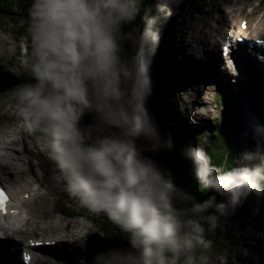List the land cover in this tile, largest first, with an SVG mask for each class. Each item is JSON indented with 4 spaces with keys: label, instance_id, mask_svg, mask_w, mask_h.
Segmentation results:
<instances>
[{
    "label": "clouds",
    "instance_id": "clouds-1",
    "mask_svg": "<svg viewBox=\"0 0 264 264\" xmlns=\"http://www.w3.org/2000/svg\"><path fill=\"white\" fill-rule=\"evenodd\" d=\"M182 3L31 0L28 8L26 78L6 102L38 135L67 194L118 229L117 243L88 264H208L202 249L218 219L249 197L264 200V126L230 168L201 144L177 149L209 191L203 200L154 158L173 141L149 107L152 63Z\"/></svg>",
    "mask_w": 264,
    "mask_h": 264
},
{
    "label": "rangeland",
    "instance_id": "rangeland-1",
    "mask_svg": "<svg viewBox=\"0 0 264 264\" xmlns=\"http://www.w3.org/2000/svg\"><path fill=\"white\" fill-rule=\"evenodd\" d=\"M24 1L26 5L29 4L28 0ZM183 5L184 8L176 14L179 13L178 21L180 17L185 16L184 29L181 33L175 35L174 40L166 38L160 43V48L168 51L172 57L169 62H166L167 69H164V71L167 73L162 78L168 82L179 83L180 86L178 88L181 89L175 107H173L170 113L176 123L175 125L193 124L195 125L193 127L195 131H204L208 134L209 130L207 127L209 123L223 117L225 109L230 104L236 103L241 105L242 114L250 118L249 128L245 134L256 132L257 126H264V66L261 64H254L252 66L250 63H246V60L242 62L240 59H237L231 64L232 66L227 67L228 62L226 61V65L222 59V68L217 70L216 64L218 61L217 63H212V65H205L201 52L197 53V49H193L189 45L191 41L193 42L195 38L202 36L204 32L212 40V37L218 31L233 30V28L229 29L228 23L220 24L213 21V16L216 17L220 11H225V9L228 11L232 10L230 0H204L198 7L188 6L187 1H183ZM234 6L238 9V12H235L238 13L235 29L241 31L242 35L244 34L243 29L240 28L241 19L246 20L248 24L259 25L260 28L264 27V24H261L264 23V0H236ZM235 13L232 12L233 15ZM27 22L28 17H19L18 14L0 20V39L7 47V49H4V47L0 46V61L2 62L0 82L17 81L20 79L21 74L26 73L24 61L29 49V41L26 36ZM211 22L216 24L215 28H217V31H213L208 27V24ZM249 33L250 35L247 37L251 38V31ZM204 37L206 36L204 35ZM227 72L234 73L235 75L230 74L228 76ZM219 84L225 87V92L226 90L228 92L230 88L234 93L231 101L218 100L216 86ZM200 92L202 94L206 93L208 102L206 104H199L197 107H199L201 115H195L193 114V104L201 102ZM6 101L0 98V136L5 130L22 128L23 132L28 135V140L32 139L29 143L36 156L34 162H41L46 156L42 150L38 135L27 130L26 122L16 115L15 106ZM175 125L173 126L175 127ZM181 133L183 137H188L184 131H181ZM50 167L52 170L55 169V165L51 161ZM57 178L56 182H59L60 189L56 193H53L50 199L36 197L33 207L39 209V212L45 214L47 217L55 216L57 220L60 218L65 222L72 223L78 221L87 225L83 234L82 244L75 243L67 249L69 256L77 252V260L74 263H72L73 261L68 263L62 260L57 264H88V260L96 253L103 251L105 248L108 249L117 243L116 241L114 243L107 239L103 241V234H106V229L108 228L107 224H110L113 228L115 226L107 221L103 214L94 215L90 213L77 200L70 197L65 191L63 178L59 173ZM34 185H36L35 187H42L41 192L45 191V187L39 183ZM255 232L256 236L264 237V228L262 229L259 226ZM39 233H25L22 236L25 239L27 237L49 238L54 236L51 233ZM212 239L217 240L218 243L223 241L222 237H213ZM223 252L208 255V264H235L234 261H230L228 252ZM257 256L256 252L255 259L252 260L249 252L247 261L241 264H264V255H261L262 262L260 263L257 262Z\"/></svg>",
    "mask_w": 264,
    "mask_h": 264
},
{
    "label": "trees",
    "instance_id": "trees-1",
    "mask_svg": "<svg viewBox=\"0 0 264 264\" xmlns=\"http://www.w3.org/2000/svg\"><path fill=\"white\" fill-rule=\"evenodd\" d=\"M28 1L29 4L26 5L24 0H0V20L13 17L15 14H18L19 17H28L31 0ZM183 1H187L188 6L198 7L204 0ZM146 2L150 3L151 0H146ZM183 8L182 3L179 12ZM178 14H175L168 21L161 41L166 38L174 40L175 35L184 29L185 16L180 17L178 21ZM160 43L152 63L153 83L149 96V107L161 125L164 134L173 141V145L169 150L156 154L154 158L160 162L170 179L186 186L198 199L203 200L210 194L209 191L202 190L198 183L192 179L189 173V165L181 158L177 149L201 144L212 157L213 164L225 168L235 166L239 163L238 156L249 150L254 144V133L245 134L249 128L250 118L242 114L241 105L235 103L230 104L225 109L223 117L209 123L208 134L204 131H195L193 124L175 125L176 123L170 113L175 107L181 89L178 88L179 83L168 82L162 78L167 73L164 71L167 69L166 62H169L172 57L168 51L160 48ZM25 78L26 73L21 74L17 81L0 82V98L7 100L9 91L22 83ZM217 93L220 101H231V97L234 96L230 88L228 92L227 90L225 92V87L220 84L217 86ZM181 131H184L188 137H183ZM217 199L219 200L220 197ZM107 226V232L103 234V241L107 239L114 243L117 242L119 238L118 229L111 227L110 224ZM259 226L264 228V200L258 202L254 197H249L234 215L218 219L215 232L205 236V246L202 251L206 257L213 253L227 251L230 255V261H234L235 264L247 261L249 252L252 260H254L257 252V262L260 263L262 262L261 255H264V237L256 236L255 230ZM213 237H222L223 241L218 243L217 240L212 239Z\"/></svg>",
    "mask_w": 264,
    "mask_h": 264
},
{
    "label": "bare ground",
    "instance_id": "bare-ground-1",
    "mask_svg": "<svg viewBox=\"0 0 264 264\" xmlns=\"http://www.w3.org/2000/svg\"><path fill=\"white\" fill-rule=\"evenodd\" d=\"M235 2L236 0H230V7L232 10L228 11L225 9V11H220L216 17L213 16V21L220 24L228 23L230 26L235 27L237 23L236 16H238V13H235L238 12V9L234 6ZM243 4H245V2H243ZM232 12L235 14L233 15ZM253 25L254 24H248V27L244 33L251 31L252 38H264V27L260 28L259 25ZM215 26L216 24L212 22L208 24V27H210L213 31H217ZM204 35L206 37H204ZM236 36L238 37L240 34ZM210 44L211 41L205 32L202 36L195 38L193 42L191 41L189 43L190 47L197 49V53L208 51L205 46ZM0 46L4 47V49H7L6 44L3 43L2 40ZM222 59V56H218L214 60H207L205 65H212V63L214 64V62L217 63L218 61L216 67L218 68L217 70H219L222 68ZM237 59H240L242 62L246 60L245 62L250 63L252 66L254 64H261L264 66L263 61L258 60L252 55H244L242 52H238L235 55L234 60ZM231 64L227 65V67L232 66ZM1 67L2 62L0 61V68ZM227 73L228 76L230 74L235 75L231 72ZM205 94L206 93L202 94L200 92L199 96L201 98V102L193 104V114L201 115L200 109L197 106H199V104H206L208 102ZM30 140H28V135L23 132L22 128H11L5 130L0 136V183L4 182L11 192V204L13 205L12 208L19 209L17 213L10 216H5V221L0 219V243L9 246L24 245L25 238L22 236V234L31 232H40L39 234H43L42 232L51 233L54 236L49 238H32V240L54 239L56 241L54 245L40 247L38 251L39 258L37 259L36 264H57L62 260H65L68 263L73 261L72 263H74L77 260V252L69 256L67 249H69L68 247L75 243L82 244L81 242L83 241V234L87 228V225L78 221L70 223L63 221L60 218L57 220L55 216L47 217L45 214L40 213L39 209L33 207L36 197L50 199V196L53 193H56L60 188L59 182H56L58 179V171L56 168L52 170L50 167V161L45 157L41 162H34V158L36 156L32 151L31 145L29 143ZM37 183L45 187H43L45 189L44 192H41L42 187H35L36 185L34 184ZM26 196L29 197L26 198ZM14 220L18 222V226L13 232L10 230V225L13 224ZM67 234L70 235L67 236ZM19 263H21L19 257L14 258L7 252L5 248H0V264Z\"/></svg>",
    "mask_w": 264,
    "mask_h": 264
},
{
    "label": "snow or ice",
    "instance_id": "snow-or-ice-1",
    "mask_svg": "<svg viewBox=\"0 0 264 264\" xmlns=\"http://www.w3.org/2000/svg\"><path fill=\"white\" fill-rule=\"evenodd\" d=\"M7 196L6 194L0 190V208L6 210Z\"/></svg>",
    "mask_w": 264,
    "mask_h": 264
}]
</instances>
